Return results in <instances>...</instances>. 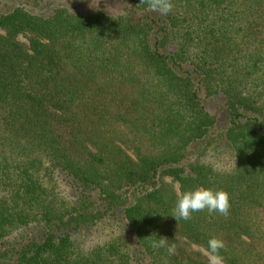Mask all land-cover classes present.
I'll return each mask as SVG.
<instances>
[{
	"label": "trees",
	"instance_id": "obj_1",
	"mask_svg": "<svg viewBox=\"0 0 264 264\" xmlns=\"http://www.w3.org/2000/svg\"><path fill=\"white\" fill-rule=\"evenodd\" d=\"M170 3L0 0V264H264V0Z\"/></svg>",
	"mask_w": 264,
	"mask_h": 264
},
{
	"label": "clouds",
	"instance_id": "obj_2",
	"mask_svg": "<svg viewBox=\"0 0 264 264\" xmlns=\"http://www.w3.org/2000/svg\"><path fill=\"white\" fill-rule=\"evenodd\" d=\"M150 7L162 14H167L172 10L170 0H150ZM230 208L229 194L222 189H212L210 187L199 186L182 192L176 201L174 212L171 215L176 220L183 219L185 221L191 218L192 213L207 210L211 213H219L220 215H228ZM165 241L161 240L154 243L153 247L163 248ZM224 247V243L217 237L208 240V250L217 259L219 250ZM174 246H169L167 252L173 254ZM164 264H167L166 260Z\"/></svg>",
	"mask_w": 264,
	"mask_h": 264
},
{
	"label": "rangeland",
	"instance_id": "obj_3",
	"mask_svg": "<svg viewBox=\"0 0 264 264\" xmlns=\"http://www.w3.org/2000/svg\"><path fill=\"white\" fill-rule=\"evenodd\" d=\"M113 3V2H111ZM110 3V4H111ZM85 6H88L86 5V3H84V7ZM104 233H105V229H98V230H95L93 232H90L88 234V236L92 239V240H98V238H101L104 236ZM211 262L212 264H221L219 261L215 260V259H211Z\"/></svg>",
	"mask_w": 264,
	"mask_h": 264
}]
</instances>
